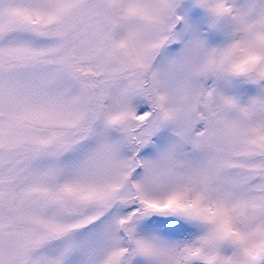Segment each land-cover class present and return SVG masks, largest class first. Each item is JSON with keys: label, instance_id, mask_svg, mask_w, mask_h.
<instances>
[{"label": "snow or ice", "instance_id": "1", "mask_svg": "<svg viewBox=\"0 0 264 264\" xmlns=\"http://www.w3.org/2000/svg\"><path fill=\"white\" fill-rule=\"evenodd\" d=\"M0 264H264V0H0Z\"/></svg>", "mask_w": 264, "mask_h": 264}]
</instances>
